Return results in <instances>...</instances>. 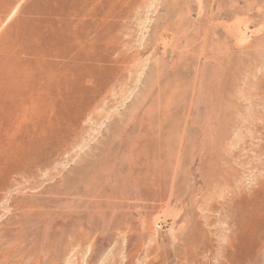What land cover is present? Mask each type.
<instances>
[{
	"label": "rangeland",
	"instance_id": "374dc122",
	"mask_svg": "<svg viewBox=\"0 0 264 264\" xmlns=\"http://www.w3.org/2000/svg\"><path fill=\"white\" fill-rule=\"evenodd\" d=\"M0 264H264V0H0Z\"/></svg>",
	"mask_w": 264,
	"mask_h": 264
}]
</instances>
